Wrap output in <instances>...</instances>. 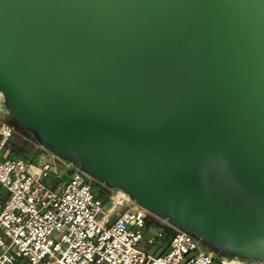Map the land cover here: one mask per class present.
I'll return each instance as SVG.
<instances>
[{
    "label": "water",
    "instance_id": "obj_1",
    "mask_svg": "<svg viewBox=\"0 0 264 264\" xmlns=\"http://www.w3.org/2000/svg\"><path fill=\"white\" fill-rule=\"evenodd\" d=\"M0 84L88 175L264 250V0H0Z\"/></svg>",
    "mask_w": 264,
    "mask_h": 264
},
{
    "label": "built area",
    "instance_id": "obj_2",
    "mask_svg": "<svg viewBox=\"0 0 264 264\" xmlns=\"http://www.w3.org/2000/svg\"><path fill=\"white\" fill-rule=\"evenodd\" d=\"M13 132L0 119V264H264L148 224L128 197L101 198L80 168L63 178L51 161L10 154Z\"/></svg>",
    "mask_w": 264,
    "mask_h": 264
},
{
    "label": "bare ground",
    "instance_id": "obj_3",
    "mask_svg": "<svg viewBox=\"0 0 264 264\" xmlns=\"http://www.w3.org/2000/svg\"><path fill=\"white\" fill-rule=\"evenodd\" d=\"M0 86L2 85L0 84ZM0 93L3 95L1 91ZM11 108L16 114V116L19 117V121L24 126L30 128L38 134V138L46 148L53 151V153L59 156L79 160L78 153L76 152L75 147H73L72 145L74 142H70L68 140L64 141L57 135L55 136L50 132L48 133L47 131H43V133H38L37 130L34 129V121L31 120L23 112L22 107L20 108L19 105L18 107L17 105H13ZM15 119L17 118L15 117ZM36 128L38 129L39 127L36 126ZM89 170L97 180L104 181L109 185L112 184L110 172L106 169L89 168ZM139 187V184L136 185V183L133 182L125 183L119 186L118 197L125 196L130 199L133 198V202L140 208L155 213L160 218L167 219L170 223L176 225L177 227L185 228L186 230L201 236L209 243L224 251H230L233 253L246 255L248 257H257L264 255V250H261L257 246H255L254 240L251 239L249 236H246L241 233L229 235L228 233H219L210 229H206L199 223L188 220L185 217H181L178 213L175 212L177 210L174 209V207H171L173 211L168 208H165L163 204L159 201V199H161L160 197H158L157 195H152L153 193H145V191H141Z\"/></svg>",
    "mask_w": 264,
    "mask_h": 264
},
{
    "label": "rangeland",
    "instance_id": "obj_4",
    "mask_svg": "<svg viewBox=\"0 0 264 264\" xmlns=\"http://www.w3.org/2000/svg\"><path fill=\"white\" fill-rule=\"evenodd\" d=\"M0 107H3L5 111L6 120L10 121L11 123L15 124L13 135L7 140L6 149L11 152L14 151L13 154L29 158L36 162L46 160L51 161L53 166L57 167L58 171L62 172L63 176H66V173H70L75 168H79L78 165L71 159H66L62 156H59L53 151L46 148L37 138V136L28 128L24 127L21 124H16L15 117H12L4 105V98L3 95L0 93ZM89 177L92 181L93 187L95 191L100 194L105 200H112L118 197L119 188L114 186L107 185L104 181H99L95 177L89 174ZM4 191V189L0 188V192ZM131 201L127 206L124 205L122 208L126 207H135L137 206L132 199L129 198ZM148 213V221L151 220L152 224L165 225L169 228L172 226L167 219H163L158 217L156 214L149 212ZM142 246H144L142 244ZM151 250H155V247H150Z\"/></svg>",
    "mask_w": 264,
    "mask_h": 264
},
{
    "label": "crops",
    "instance_id": "obj_5",
    "mask_svg": "<svg viewBox=\"0 0 264 264\" xmlns=\"http://www.w3.org/2000/svg\"><path fill=\"white\" fill-rule=\"evenodd\" d=\"M0 106H2V105H0ZM4 114H5V111L3 110V107H0V119H2V120H6V115L4 116ZM36 162V161H35ZM54 171H56L60 176H62L63 178H67V176H68V174L69 173H66L67 175L66 176H63L62 175V170L61 171H58L57 170V167L56 166H54ZM53 171V172H54ZM52 176H51V181H54L53 179H54V174L52 173L51 174Z\"/></svg>",
    "mask_w": 264,
    "mask_h": 264
},
{
    "label": "trees",
    "instance_id": "obj_6",
    "mask_svg": "<svg viewBox=\"0 0 264 264\" xmlns=\"http://www.w3.org/2000/svg\"><path fill=\"white\" fill-rule=\"evenodd\" d=\"M13 150L10 152V154H13ZM98 194V193H97ZM99 196H100V194H98ZM101 198H103L102 196H100ZM152 222H151V220H149L148 221V224H151ZM158 225V224H157ZM162 228H164L165 230H167V231H170V228L169 227H167V226H165V225H160Z\"/></svg>",
    "mask_w": 264,
    "mask_h": 264
}]
</instances>
